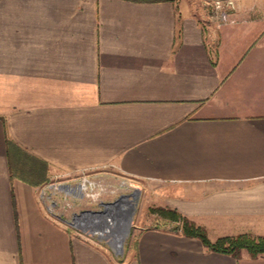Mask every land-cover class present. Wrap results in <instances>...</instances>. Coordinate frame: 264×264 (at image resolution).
I'll return each instance as SVG.
<instances>
[{
  "label": "crops",
  "instance_id": "crops-1",
  "mask_svg": "<svg viewBox=\"0 0 264 264\" xmlns=\"http://www.w3.org/2000/svg\"><path fill=\"white\" fill-rule=\"evenodd\" d=\"M0 0V264H264L168 226L123 256L41 188L83 169L156 184L212 241L264 237V0Z\"/></svg>",
  "mask_w": 264,
  "mask_h": 264
},
{
  "label": "rangeland",
  "instance_id": "rangeland-1",
  "mask_svg": "<svg viewBox=\"0 0 264 264\" xmlns=\"http://www.w3.org/2000/svg\"><path fill=\"white\" fill-rule=\"evenodd\" d=\"M184 2L202 20L203 18H209L213 14L219 17L220 11L225 10L230 12V10L236 8V2L234 0H184ZM87 177H91L96 182H99L100 187H102V189L100 187L95 188V192L98 193L96 197L91 198L86 195L82 196V194H79V197L65 195L64 193L60 195V192H58L59 194L55 196H58V204L61 207L57 210L59 213H62L63 219L68 221L66 226L73 234L82 238L92 239L113 250L114 243L111 242V238L109 237L112 232H108V238L106 235L99 236V230L98 232L96 230L83 229L78 226V221L84 213L92 212L96 214L105 211L107 204L110 207L112 206L111 208L115 210L114 213L118 211L116 208L119 206H127L128 213L123 218L128 219L129 226L119 243L121 246H124L122 254L119 255L123 256L127 246L134 241L138 226L156 225L158 223L160 216L154 210L160 207L163 201L162 196L156 193V188H154L156 184L149 181L137 180L116 171L105 173L99 172L96 169H83L78 171V173L75 172L72 177L63 174L58 179L52 178L47 181L44 187L48 186V192L54 193L55 191H59V189H55V184L77 186ZM51 184L53 186H50ZM118 214L119 212L116 215L118 216ZM114 221L111 219L112 224L115 223ZM93 231L97 233L93 234ZM116 233L118 232L116 231Z\"/></svg>",
  "mask_w": 264,
  "mask_h": 264
},
{
  "label": "trees",
  "instance_id": "trees-1",
  "mask_svg": "<svg viewBox=\"0 0 264 264\" xmlns=\"http://www.w3.org/2000/svg\"><path fill=\"white\" fill-rule=\"evenodd\" d=\"M133 1H163V0H133ZM160 216V226L181 231L184 235L199 238L210 250L231 254L238 257L242 250H247L253 257L264 254V237H254L250 234L225 236L212 241L207 231L190 221L176 209L158 207L154 210Z\"/></svg>",
  "mask_w": 264,
  "mask_h": 264
},
{
  "label": "built area",
  "instance_id": "built-area-1",
  "mask_svg": "<svg viewBox=\"0 0 264 264\" xmlns=\"http://www.w3.org/2000/svg\"><path fill=\"white\" fill-rule=\"evenodd\" d=\"M230 3H232V2H230ZM219 18L222 20V22H227V21L231 20L229 12L225 11V10H222L219 12ZM55 185H54L55 189L56 190L59 189V191H55L54 193L48 192V186H45V187L41 188L40 192H41L42 197L46 201L48 212L50 214H52L53 216L60 218V219H63L62 213H59V211L57 209H59V207H61V205L58 204L59 203L58 199H57L58 196H55V195L59 194L58 192H60V195H62V193H64L65 195L77 197L79 194H82V196L86 195L88 197L95 198L96 195L98 194L97 192H95V188L100 187V183L96 182L91 177L85 178L81 182V184H79L77 186H72L70 184H67L65 186H63L61 184H55ZM50 186H53V184H51ZM100 189H102V187H100ZM47 200H50V201H47ZM64 221L66 223L68 222L67 220H64ZM92 233L96 234L97 232L93 231ZM90 235L93 236L92 234H90ZM99 236H101V235L99 234ZM123 249H124V246H121V245L118 246V245L114 244V246H113V250L117 256L122 254Z\"/></svg>",
  "mask_w": 264,
  "mask_h": 264
},
{
  "label": "bare ground",
  "instance_id": "bare-ground-1",
  "mask_svg": "<svg viewBox=\"0 0 264 264\" xmlns=\"http://www.w3.org/2000/svg\"><path fill=\"white\" fill-rule=\"evenodd\" d=\"M124 205V204H123ZM106 210L102 212H98L96 214L94 213H84L78 221V226L82 227L83 229H89V230H96L99 232L100 235L105 236L108 238L110 233V238L112 243L115 245H120L121 238L123 234L127 231L128 225V219H124L123 216H125L128 213L127 206H119L118 211L114 213V209L110 207L109 204L106 205ZM116 206V205H115ZM119 212L118 216L116 215ZM86 218V219H85ZM123 218V219H122ZM111 219L115 220V223H111ZM112 224V225H111ZM97 228V229H96ZM88 231V230H87ZM116 231L118 233H116ZM115 232V233H113ZM107 233V234H106ZM125 235V234H124Z\"/></svg>",
  "mask_w": 264,
  "mask_h": 264
}]
</instances>
